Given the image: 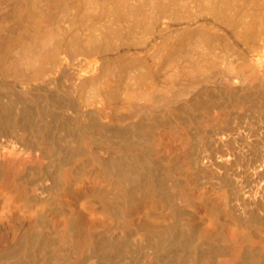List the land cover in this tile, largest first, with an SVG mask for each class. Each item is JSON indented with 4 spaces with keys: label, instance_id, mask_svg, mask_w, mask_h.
Returning <instances> with one entry per match:
<instances>
[{
    "label": "bare ground",
    "instance_id": "bare-ground-1",
    "mask_svg": "<svg viewBox=\"0 0 264 264\" xmlns=\"http://www.w3.org/2000/svg\"><path fill=\"white\" fill-rule=\"evenodd\" d=\"M0 264H264V0H0Z\"/></svg>",
    "mask_w": 264,
    "mask_h": 264
},
{
    "label": "rangeland",
    "instance_id": "rangeland-1",
    "mask_svg": "<svg viewBox=\"0 0 264 264\" xmlns=\"http://www.w3.org/2000/svg\"><path fill=\"white\" fill-rule=\"evenodd\" d=\"M83 12V11H81ZM206 14H190V13H185L182 14L180 16V18H175L172 20H169L166 24H162L159 25L158 28H153L152 31V36H148L147 38H142L138 41L133 40L131 38L122 40L119 42V39H117L115 41L114 44H112L109 47H104L103 49V53L107 54L109 57L114 58L115 56H121L123 58V67L120 70V88H119V93H123L125 87L128 84V78L133 75L134 71L137 69L142 68V65L140 64L141 58H146L147 59V54H150V51L154 45L155 42L161 40L162 36L165 34H173V32H175V30L182 24L186 23L188 20H192L195 21V25L198 24H202L203 20L206 18L205 17ZM98 23L101 24H105V22L103 20H100ZM222 28L220 29V34L218 35V44L215 46L214 49H216L217 51H219L217 54H219L217 60L219 61L218 67L219 65L221 66L220 68H225V63L223 61V57H221V55H225L229 58H234L237 59L240 57V60H244V57H246V55H249L250 52L252 53V49L250 50L248 47H246L243 43L240 42H233L232 41V47L230 46L229 48H233L232 50L229 48H226L227 45L224 43L225 39L228 38L231 35L232 31L230 30V26L229 24L222 23ZM204 28V27H201ZM157 30V31H156ZM211 31V30H210ZM213 31V30H212ZM225 38V39H224ZM216 39V41H217ZM232 40V39H231ZM228 41V40H227ZM226 42V41H225ZM251 48H253V46H251ZM227 49V50H226ZM236 49V50H235ZM248 49V50H247ZM250 50V51H249ZM245 52V53H244ZM239 53V54H238ZM216 54V55H217ZM239 56H238V55ZM244 54V55H243ZM244 56V57H242ZM139 59H137V58ZM236 59V60H237ZM221 60L223 62H221ZM240 60L238 59L237 61L240 62ZM217 61V62H218ZM242 61L240 63H242ZM224 63V64H223ZM164 65V64H162ZM224 66V67H223ZM165 67V65H164ZM162 69L159 70V73H162L163 67H161ZM219 69V68H218ZM89 87L85 88V91L82 95L83 99H87V96H89L90 92H89ZM252 116V115H250ZM250 119H252V117H249ZM244 125V127H248L249 125L251 126V129H258L257 127H259V125L257 123H250L249 124L247 122L242 123V126ZM249 126V128H250Z\"/></svg>",
    "mask_w": 264,
    "mask_h": 264
}]
</instances>
